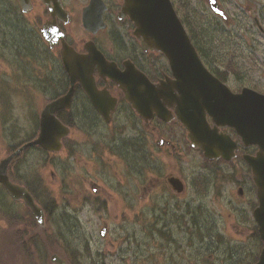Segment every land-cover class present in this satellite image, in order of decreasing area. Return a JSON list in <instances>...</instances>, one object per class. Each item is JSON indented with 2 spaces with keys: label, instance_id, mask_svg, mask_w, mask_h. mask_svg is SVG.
<instances>
[{
  "label": "rangeland",
  "instance_id": "374dc122",
  "mask_svg": "<svg viewBox=\"0 0 264 264\" xmlns=\"http://www.w3.org/2000/svg\"><path fill=\"white\" fill-rule=\"evenodd\" d=\"M63 1L72 16L64 28L72 44L81 48L83 42L90 38L80 20V10L88 0ZM119 1L105 0L110 7L106 15L109 26L100 32L99 37L101 46L108 52L113 51V33L128 42L127 48L133 40L129 25L116 22L115 10ZM172 1L175 8L180 7V11H177L180 18L184 15L207 27L208 32L200 34L212 48L208 52L210 59L207 65L214 70L221 68L226 71L225 66L229 64L233 70L229 69L231 74L227 75L226 81L231 88L237 90L247 86L264 93V0H217L228 16L227 21L210 10L207 0ZM42 11L43 8L38 5L27 17L36 22ZM253 18H257L256 22L263 32ZM26 27L29 30L30 24ZM7 29L11 38L22 41L15 31L10 27ZM18 46L23 50L21 43ZM17 53L14 48L6 49L7 62L13 60L14 55L18 59ZM57 63L54 57L49 68L40 60L33 61L27 67L29 76L34 77L36 68L42 65L43 74H46L48 83L54 85L55 94L63 91L59 83L63 72ZM42 92L40 97L44 98L43 101L31 98L26 109L23 103L18 104L14 119L16 129L5 125V133L0 134V159L7 154V146L15 145L28 134L31 135L36 111L53 94ZM5 100L10 106L13 105L11 96ZM77 102L75 99L71 109L74 116L71 141L66 144L71 156L66 152L47 154L32 150L11 165L15 176L36 188L41 203H53L54 206L47 213L43 228L31 224L37 230V254L33 247L30 255L26 256L19 251L17 241L13 240L12 253L7 247L8 258H11L8 264H53L49 260L53 253L68 264L70 259L73 264L254 263L261 243L257 242L256 223L251 215L256 195L245 164L239 162L233 167L221 161L207 164L201 152L190 147L181 128L157 121L151 123L155 125V131L144 128L143 123L123 106L112 123L107 126L104 123L95 125L87 113H81L80 117ZM1 109L0 125L4 117ZM7 112L9 118L14 113L12 108ZM81 118L94 130L86 131ZM158 137L169 139L175 150L171 151L169 146H157L155 140ZM82 141L91 143L83 145L80 143ZM139 141L146 146L144 154L148 161L143 174L140 170L141 156L137 150L142 152ZM97 153L99 160H87V154L96 156ZM128 157L131 159L128 160L130 166L126 164ZM171 172L181 178L185 185L184 192L177 197L172 196L164 181V177ZM92 182L100 189L98 193L91 191ZM240 186L243 187L242 195L238 194ZM0 195L5 201L0 205L28 217L31 222L21 203H11L3 192ZM186 204L209 220L208 231L211 235L208 238L213 242H209L207 249L197 241L195 245L187 246L184 230L176 229L177 224L169 219L176 205ZM103 224L107 228L102 237L99 231ZM9 228L10 224L2 220L0 213V254L5 244L4 234L8 233ZM177 249L182 251L178 252ZM203 249L204 254L206 250L204 262L199 261L196 255ZM209 254L212 255L210 259Z\"/></svg>",
  "mask_w": 264,
  "mask_h": 264
},
{
  "label": "water",
  "instance_id": "95a60500",
  "mask_svg": "<svg viewBox=\"0 0 264 264\" xmlns=\"http://www.w3.org/2000/svg\"><path fill=\"white\" fill-rule=\"evenodd\" d=\"M18 2L23 12L31 9L30 0ZM42 2L48 6L53 17L58 15L65 22L69 20L59 0ZM208 6L223 19L227 18L216 0H208ZM106 9L103 0H89L82 8L83 27L92 33L104 28L103 13ZM126 16L133 22V35L142 49L163 53L172 75L152 82L130 60H125L123 69H120L115 62L107 61L92 41L86 43L89 55H82L67 44L54 22H46L40 32L49 46L58 43V36L62 39L60 58L69 77V88L64 95L44 106L37 136L0 160V183L13 199L23 200L39 225L44 224L43 209L24 186L10 181L8 165L15 156L31 146H39L46 151L60 150L62 139L69 134V127L61 122L56 112L70 107L75 83L82 86L105 121L110 120L117 99L106 90L97 88L93 76V71L97 69L100 76L108 77L118 85L145 125L153 116L164 122L177 120L187 131L190 145L201 149L206 158L229 160L235 156L237 144L221 128L231 127L244 145L257 146L254 154H244L243 157L251 168L256 187L258 205L252 214L264 242V93L249 87L233 92L213 75L198 55L171 0H123L117 19L123 20ZM165 142L163 138L156 140L159 146ZM167 183L177 193L184 190V184L177 176L169 175ZM241 191L240 188V194ZM100 234H105V227ZM50 261L67 264L57 254H52ZM255 264H264V247Z\"/></svg>",
  "mask_w": 264,
  "mask_h": 264
},
{
  "label": "flooded vegetation",
  "instance_id": "af4514ba",
  "mask_svg": "<svg viewBox=\"0 0 264 264\" xmlns=\"http://www.w3.org/2000/svg\"><path fill=\"white\" fill-rule=\"evenodd\" d=\"M60 4L62 5V8L67 11L69 20L65 22L63 19H61L58 15H55L54 17L51 15L49 8L46 4L42 2V0H31V11L33 8L41 6L43 8L42 13L38 14V21L33 22L30 19H28L27 15L31 12L24 13L21 11L20 5L17 0H0V97L6 98L7 96H11L13 99H18L20 97L24 96H30L31 98H39L40 95H43L44 91L45 93H48L49 95L54 90V85L51 83H48L44 73V68L41 65L40 67L36 68V74H34V77L29 76V72L27 71V67L30 66V63L36 60H40L42 64L47 65V67H50V64L53 61V58L55 57L56 61L58 62L57 65L61 64L60 59V48H61V42L62 39L58 36V43L54 44L52 48L49 47L42 37L40 33V28L46 23V22H54V24L57 25V27L62 31L63 38L67 43H69L74 49L79 52L82 55H89L88 49L86 48L87 42H93L96 47L101 51V53L104 55L105 59L107 61H113L117 64V66L120 69H123V63L125 60L132 61L138 69L143 71L152 82H157L159 79L164 78V76L171 75L169 72V69L167 71V63H166V69L164 68V62L165 58L160 53L155 52H146L143 49H141L139 42L133 37L132 41L130 42V47H128V42L124 41L123 38H121L118 34H114V37L111 38L113 41L112 44V52H108L105 50L101 44L102 41L100 40L99 34L100 32L104 30L97 31L95 33L87 32L88 35H90V38L85 40L81 46V48H78L77 45L72 44L68 37V33L66 32L64 26L67 25L71 20L72 16L70 14L69 9L65 5L63 0H59ZM105 1V0H104ZM118 6L115 10V17L117 15V10L120 8L121 0L119 1ZM106 3V2H105ZM107 4V3H106ZM83 5L82 7H84ZM110 10L109 5L107 4V10L103 14L104 21L106 23V26L108 27L106 15L108 14ZM82 12V8L80 10ZM42 21V22H41ZM41 22V23H40ZM118 22V21H116ZM120 25L127 24L131 28L132 23L130 24L128 22V19L123 20L122 22H118ZM30 24L29 30L27 29L26 25ZM8 27L11 28L12 31H15L17 35H19L22 39L21 42H18L15 38H11V33ZM131 34H132V28H131ZM113 36V35H112ZM129 36V35H128ZM21 43V46L23 50L18 49V45ZM29 45V46H27ZM8 48H14V51L18 52L17 56L18 59H16V55L13 56V61L8 62V64H5L3 62V59H5V50ZM116 58V59H115ZM38 63V62H36ZM40 64V63H39ZM62 66V65H61ZM210 71L215 74L221 81L227 83V77L223 79L221 77V73L218 74L214 70L210 68ZM229 69L226 71V74L229 75ZM98 75V76H97ZM226 75V76H227ZM93 76L95 80V84L99 90H106L111 96L115 97L117 99V103L115 106V109L111 111L110 117L111 121L107 122L103 118V116L97 111V109L94 107L93 103L83 90L82 86L79 83L75 84L72 101H71V109L74 106L75 99L78 100L77 103H79L78 113H80V117H82L81 113H87L89 116V119H93L95 122V125L97 124H103L105 126L109 125L113 122L114 116L119 112L120 108L123 106V108L129 112L130 114L134 116H138L135 111L132 109L131 105L125 100L123 92L120 90L118 85L109 79L108 77H102L97 72V69L93 71ZM33 79V81H30V79ZM59 83L63 88V91L59 94H52L54 97H52L50 100L56 99L59 96L65 94L69 88V77L66 74V72L63 69V76L60 78ZM228 84V83H227ZM56 90H57V86ZM61 87V89H62ZM231 88V87H230ZM234 92L239 91L240 89L234 90L231 88ZM16 90V93L14 91ZM76 106V105H75ZM70 109V108H69ZM67 110V109H65ZM82 119V118H81ZM83 121V119H82ZM155 121L159 122L156 117H153L148 125H145L144 128H150L151 130L155 131V125H152L150 123L155 124ZM176 126L181 128L183 132L185 131L184 128L181 126L180 122H177ZM84 127L86 128V131H93L94 129L89 126L85 121H83ZM223 132H226L230 135L232 139H234L237 143V149L235 150L236 155L233 156L231 159L227 160L221 157L218 158H205L206 163H212L221 161L222 164H226L229 166H235L239 162L246 167V172H248V176L251 179L250 185L253 190V193L255 191V186L252 179V173L251 168L247 165L245 162V159L243 157L244 154H254L257 151L256 145H250V146H244L239 142V139L235 133V131L230 128H221L220 129ZM186 132V131H185ZM172 137V136H171ZM170 137V138H171ZM164 145L159 147H165L169 146L171 148V151L175 150V146L170 142V140H165ZM156 142V141H155ZM83 145H86L87 143L91 142H80ZM139 143L142 145V152L140 151L141 156V173L143 174L144 171L147 169L148 165L146 164L147 156L144 154L145 145H143L140 141ZM60 152H66L70 153L67 146H65V142L62 144V150ZM59 152V153H60ZM127 153V152H125ZM71 156V153H70ZM87 160H99V153H97L96 156H91L90 154L86 155ZM128 160H131L130 157L127 158L126 164L130 166ZM245 169V168H244ZM169 175H175L172 172L167 174L164 177V181L166 184V187H168V190L171 192L172 196L177 197L180 194L175 193L174 191L169 188L167 183V177ZM240 182V180H239ZM91 191L93 193H98L100 189L97 187V184L91 183ZM242 189L241 194H243V187L240 186ZM145 189V188H144ZM4 192L9 200H12L10 196ZM239 192V191H238ZM105 201V200H102ZM3 203V198L0 197V203ZM18 203H22L20 200L16 201ZM104 205V204H103ZM0 207H4L0 205ZM45 207V206H44ZM192 207L186 204V206H179L176 205L174 207V210L172 211L173 214L169 215V219L172 220L171 223H176V229H183L184 236L186 237L185 243L187 246L195 245L196 241L200 242V245L206 246L209 244V242H213L210 238H208L211 233L208 231L209 229V220L207 218H203L200 215H198L199 211H196L195 209H191ZM106 226V224H103ZM168 225V224H166ZM107 227V226H106ZM174 240V238H171ZM178 252H181L182 249H177ZM212 257L211 254L208 255V258L210 259Z\"/></svg>",
  "mask_w": 264,
  "mask_h": 264
},
{
  "label": "trees",
  "instance_id": "16d2710c",
  "mask_svg": "<svg viewBox=\"0 0 264 264\" xmlns=\"http://www.w3.org/2000/svg\"><path fill=\"white\" fill-rule=\"evenodd\" d=\"M175 2H176V0H175ZM176 10L180 11L179 5L176 6ZM181 20H182L183 24L185 25V27L187 28L189 36L192 39L195 47L197 48V51H198L199 55L201 56L203 61H205V63L207 64L208 59H210L209 56H208V52L210 53L211 52L210 50H212V48L208 44L209 41L206 38H204L203 36L200 35V34H204L205 35L208 32L207 31V27H203V25H200L199 23H197V22H195V21H193L191 19H188L184 15L181 18ZM225 68L227 70L228 69H232L233 70V68L229 64H227L225 66ZM211 69L214 70L213 68H211ZM214 71L217 72L218 74H220V72H223L224 70H220V68H215ZM221 74H222L221 77L223 79H225L227 77L226 76L227 75L226 72L221 73ZM5 102H6L5 100H1L0 99V104L1 105L3 103H5ZM1 110H2V114L4 116L3 119H2L1 125H0L1 126V132L5 133V130L3 129V125L9 119V117H8V112H7V110L4 107H2ZM58 116L65 123H67V124H69L71 126H74V123H73L74 116H73V114L71 112H67V111L63 110V111H60L58 113ZM172 125L176 126L177 123L176 122H172ZM36 129H37V127L35 128L34 131H31V135L28 134L25 138H23L22 140L18 141V143H16L15 145L7 146V150H6L7 154L10 153L11 151L15 150V148L17 146L21 145L23 142L33 138L35 136V134H36ZM35 149H39V148L37 147ZM137 150H139L138 154H140V149H137ZM27 151L28 150H26L25 152H27ZM19 157L20 156L14 158V160L11 163V165H13V163L15 161H17ZM8 174H9L10 178L13 181L24 184L30 191L35 193L37 200L40 199L39 196L36 194L37 193L36 188L32 187L29 183L25 182L24 179L15 176L14 172L11 170V166L9 167ZM43 205L45 206V207L44 206L43 207L45 208L47 213H49L51 211V208L54 206L53 203H47V204H43ZM26 212L31 218V223L29 222L28 217H24V216L19 215L17 213H11V212L8 213L7 211H4L2 213V215L5 217L6 223L10 224V228L7 230L8 233L4 234V237H3V240H4L5 244H3V248H2L1 254H0L1 264H8L10 262L11 258H8L9 252L7 250V247H9L10 250H11L12 245H14L13 244V240L17 241V243L19 245L18 246L19 251H22L24 254H26V256L30 255V253L33 250V247L36 248L35 249V253L37 254V243H38L37 242V237H38L37 230H35V228L32 226L35 223H34L33 218L31 217V214L28 211H26ZM11 226H13V228ZM255 235H256V237L258 236L257 233H256V229H255ZM259 241L260 240L258 238L257 242H259ZM260 243H261V241H260ZM261 246H262V243H261ZM259 247H260V244H259ZM12 251L13 250H11V253H12ZM203 253H204V251L196 254L197 257H198L197 259L199 261L202 259ZM256 257L257 256L254 257L255 260H256ZM70 264H73V263H71V259H70Z\"/></svg>",
  "mask_w": 264,
  "mask_h": 264
},
{
  "label": "bare ground",
  "instance_id": "6f19581e",
  "mask_svg": "<svg viewBox=\"0 0 264 264\" xmlns=\"http://www.w3.org/2000/svg\"><path fill=\"white\" fill-rule=\"evenodd\" d=\"M116 59V58H115ZM98 76V75H97Z\"/></svg>",
  "mask_w": 264,
  "mask_h": 264
}]
</instances>
